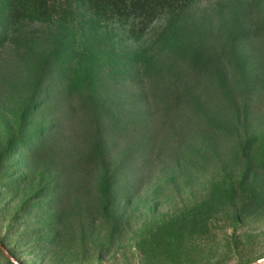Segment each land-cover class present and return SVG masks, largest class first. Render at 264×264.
<instances>
[{"label": "rangeland", "instance_id": "374dc122", "mask_svg": "<svg viewBox=\"0 0 264 264\" xmlns=\"http://www.w3.org/2000/svg\"><path fill=\"white\" fill-rule=\"evenodd\" d=\"M235 12L245 30L224 22ZM87 25L96 58L59 56V23L13 27L0 0V264L264 259V208L236 221L247 199L216 190L242 172L240 141L264 142V0H190L144 24ZM176 33L202 36L197 63L171 47ZM194 210L205 223L165 246L159 224Z\"/></svg>", "mask_w": 264, "mask_h": 264}, {"label": "trees", "instance_id": "16d2710c", "mask_svg": "<svg viewBox=\"0 0 264 264\" xmlns=\"http://www.w3.org/2000/svg\"><path fill=\"white\" fill-rule=\"evenodd\" d=\"M5 5V16L7 22L18 27L25 22L54 21L63 27L61 42L55 51L59 56L68 53L70 49L81 52L82 55H92L96 58L92 48L85 43L86 27L88 22L96 23L109 18H117L123 21H137L146 23L154 17L164 14L175 15L190 0H2ZM224 22H229L237 30L246 25V18L239 12L227 16ZM243 21V23L241 22ZM245 30V28H243ZM178 33L170 39L171 47L177 54L188 61L189 64L197 63L202 46V36L199 40L180 39L174 43ZM71 38L72 42H68ZM35 46V45H32ZM40 46V45H39ZM43 53H47L41 44ZM31 50L34 47L30 48ZM46 60L48 59L45 55ZM95 59H91L87 65L85 82L88 86L90 99L97 103V84L95 81V68L92 65ZM260 140V139H259ZM255 136H245L239 143L241 154L242 172L238 179L226 178L217 186V191L222 198L246 200L235 213V220L242 221L252 214L259 213L264 208V180L258 183V175L264 173V142L259 141ZM263 142V143H262ZM199 211H192L178 221H162L159 229L160 241L170 247L169 242L176 240V237L186 230H195L202 226L207 216ZM170 245V246H169ZM7 264L14 262L3 256Z\"/></svg>", "mask_w": 264, "mask_h": 264}, {"label": "water", "instance_id": "95a60500", "mask_svg": "<svg viewBox=\"0 0 264 264\" xmlns=\"http://www.w3.org/2000/svg\"><path fill=\"white\" fill-rule=\"evenodd\" d=\"M10 257V256H9ZM262 262H264V259H261V260H257L251 264H261Z\"/></svg>", "mask_w": 264, "mask_h": 264}]
</instances>
